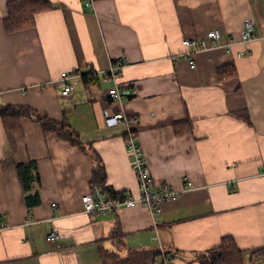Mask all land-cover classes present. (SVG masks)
<instances>
[{"label": "crops", "instance_id": "crops-1", "mask_svg": "<svg viewBox=\"0 0 264 264\" xmlns=\"http://www.w3.org/2000/svg\"><path fill=\"white\" fill-rule=\"evenodd\" d=\"M9 1L0 0V102L65 120L77 142L25 116L11 149L0 116V264H154L161 251L170 264H200L227 235L243 264H264L256 253L264 249V0H47L32 26L7 31ZM247 17L260 36L241 43ZM213 28L221 43L235 41L230 51L194 52L193 64L181 56L185 37ZM119 57L116 80L77 78L70 95L59 94L62 71L102 72ZM226 65L235 74L221 77ZM117 85L138 93L114 102L107 95ZM117 109L136 120L108 125ZM128 129L155 185L181 190L188 177L192 189L161 203L157 217L143 204L84 213L94 154L105 186L138 195ZM31 160L40 184L29 206L15 165ZM51 232L58 237L47 239Z\"/></svg>", "mask_w": 264, "mask_h": 264}, {"label": "built area", "instance_id": "built-area-1", "mask_svg": "<svg viewBox=\"0 0 264 264\" xmlns=\"http://www.w3.org/2000/svg\"><path fill=\"white\" fill-rule=\"evenodd\" d=\"M93 1L94 0H87L85 4L90 5ZM221 35L222 31L219 28H213L206 31V33L201 36L185 37L182 43L186 50L181 53V56L188 57L190 63L193 64L194 60L192 58V54L194 52L212 49L216 46H221L225 50L230 51L235 41L233 39H229L228 41L221 43ZM262 35H264V29ZM259 36L260 35H258L255 31V25L252 18H245L242 23L239 42L247 43ZM243 54L244 53L241 51L237 52V55L239 56ZM124 64V57H119L113 59L110 62L109 67L102 72L98 70L81 74L78 71H62L59 78L56 80L58 86L60 87L58 88V92L62 96L70 95L75 87V79L77 78L82 79L83 77H86L88 80H95L101 75L104 81L116 80ZM137 93V87H132L129 92L124 93L117 85L109 91L107 97L114 102L121 103L129 96H134ZM132 120L136 119L128 117L123 113V111L117 109L111 115L107 116L106 123L108 125H116L119 123L128 124ZM124 138L125 150L137 180L139 191L138 195L134 196L127 192L122 193L120 197L111 198L102 187L97 185L91 186L89 191L81 197L82 211L87 214H106L115 212L121 208H128L137 204H143L150 210L153 217H157L161 212V203L169 200H175L184 191L192 189L193 184L188 177H185L186 181L181 190L176 189L169 184L155 185L152 179L151 171L144 157L138 134L134 130L128 129L125 132ZM52 208L53 210L57 209L56 202L52 203ZM6 226V220H2L0 222V230ZM57 237L58 236L55 232H51L47 236V239L54 240ZM161 256V259L154 260V264H170L171 258L167 257L164 251H161Z\"/></svg>", "mask_w": 264, "mask_h": 264}, {"label": "trees", "instance_id": "trees-1", "mask_svg": "<svg viewBox=\"0 0 264 264\" xmlns=\"http://www.w3.org/2000/svg\"><path fill=\"white\" fill-rule=\"evenodd\" d=\"M46 6H48L47 0H10L8 2V15L4 19L5 29L7 31H15L32 26L34 23V14ZM226 71L228 72L225 77L235 74V69L232 65L218 67L217 69L221 77H224L222 73ZM82 79L86 80L87 78L83 77ZM0 116L9 141V148L11 149L14 147V137L21 130V118L25 116L39 122L45 133L55 132L61 137L77 142V139L74 137L73 132L65 120L56 122L47 117L46 114L28 106L0 102ZM93 157L96 164L93 168L91 186L97 185L102 187L111 198L120 197L121 193L104 185L106 174L103 163L97 154H94ZM15 167L23 191L26 193L25 201L27 205L31 206L33 202L37 203L38 191L35 190L32 194L28 193L34 185L40 184L36 162L34 160L25 163L19 162L16 163ZM262 252L264 253V249L256 251V253ZM200 264H243L242 251L237 247L234 239L230 235H227L222 238L218 246L211 248L201 258Z\"/></svg>", "mask_w": 264, "mask_h": 264}]
</instances>
